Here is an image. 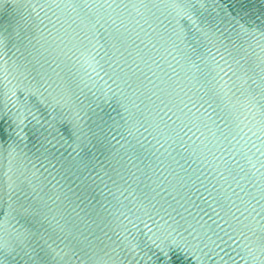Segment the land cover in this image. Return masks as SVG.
Segmentation results:
<instances>
[{"label": "water", "instance_id": "95a60500", "mask_svg": "<svg viewBox=\"0 0 264 264\" xmlns=\"http://www.w3.org/2000/svg\"><path fill=\"white\" fill-rule=\"evenodd\" d=\"M0 264H264V0H0Z\"/></svg>", "mask_w": 264, "mask_h": 264}]
</instances>
